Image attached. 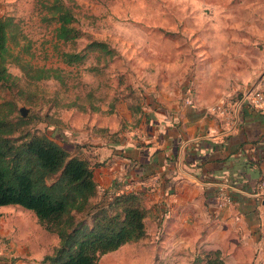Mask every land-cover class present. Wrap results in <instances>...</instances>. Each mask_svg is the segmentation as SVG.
Wrapping results in <instances>:
<instances>
[{
	"label": "crops",
	"instance_id": "crops-1",
	"mask_svg": "<svg viewBox=\"0 0 264 264\" xmlns=\"http://www.w3.org/2000/svg\"><path fill=\"white\" fill-rule=\"evenodd\" d=\"M213 66V77L201 82L118 80L115 88L107 83L101 97L98 81H76L88 108L80 110L70 100L68 111L80 119L68 117L56 135L72 155L89 161L101 198L122 191L141 195L146 236L140 240L160 246L169 260H189L205 248L221 250L224 264H264V196L257 188L264 172V114L244 105L230 129L207 111L246 89L242 68L215 75ZM86 70L94 75L102 68ZM220 187L231 198L222 208L217 206ZM18 211L23 213L0 208L1 236L11 232L9 218ZM24 237L11 243L14 264H41L52 249L36 263L34 238Z\"/></svg>",
	"mask_w": 264,
	"mask_h": 264
},
{
	"label": "rangeland",
	"instance_id": "rangeland-1",
	"mask_svg": "<svg viewBox=\"0 0 264 264\" xmlns=\"http://www.w3.org/2000/svg\"><path fill=\"white\" fill-rule=\"evenodd\" d=\"M53 1L0 0V16H14L32 39L36 50L33 62L62 71L64 84L56 79L41 80L36 86L24 87L23 94L11 95L18 109L27 108L29 126L35 130L56 133V127L68 117L80 119L68 111L72 99L80 110L88 108L83 99L85 91L76 81L87 85L98 81V97H101L106 86L111 83L115 88L118 80L137 79L146 83L165 77L201 82L213 77L210 72L213 63L216 73L233 66L242 68L246 91L264 69L261 66L264 0H62L71 8L74 26L80 31L77 49H82L89 40H100L116 52L107 62L108 67H102L101 58L98 69L102 70L94 75L86 68L97 63L96 54L89 52L83 64L71 67L60 62L53 52L48 40L52 38L55 22L45 19L48 13L44 7ZM9 70L21 76L15 66ZM238 95L239 92L234 97ZM104 100L97 104H103ZM0 208L23 211L13 213L8 224L9 228L13 227L11 232L0 238L6 239L11 247L16 237L22 240L24 235H32L34 255L39 258L35 259L36 263L57 243L55 235L37 225L30 210L19 205ZM149 241L145 238L109 252L98 264H204V253L208 251L201 248L189 260L171 261L160 246L149 245Z\"/></svg>",
	"mask_w": 264,
	"mask_h": 264
},
{
	"label": "trees",
	"instance_id": "trees-1",
	"mask_svg": "<svg viewBox=\"0 0 264 264\" xmlns=\"http://www.w3.org/2000/svg\"><path fill=\"white\" fill-rule=\"evenodd\" d=\"M44 7L45 19L55 22L48 42L64 65H81L92 52L97 61L89 67L93 71L101 58L104 67L116 55L100 40H89L77 49L80 31L71 8L62 0ZM35 52L21 23L12 15L0 16V206L30 210L40 227L56 236L57 244L41 264H98L103 255L146 236V209L141 195L133 191L101 198L89 161L72 155L56 133L33 129L27 114H20L12 94H23L24 87L41 80L64 84L61 69L33 62ZM10 66L21 76L10 72ZM204 254V264H224L219 249Z\"/></svg>",
	"mask_w": 264,
	"mask_h": 264
},
{
	"label": "built area",
	"instance_id": "built-area-1",
	"mask_svg": "<svg viewBox=\"0 0 264 264\" xmlns=\"http://www.w3.org/2000/svg\"><path fill=\"white\" fill-rule=\"evenodd\" d=\"M244 105L264 114V69L249 90L242 92L235 99H220L209 105L206 110L222 119L230 129H233L239 122V113ZM257 188L258 193L264 196V172L259 179ZM217 195L219 208L231 203V198L224 187H220ZM0 261L2 264H14L13 250L9 242L3 238H0Z\"/></svg>",
	"mask_w": 264,
	"mask_h": 264
},
{
	"label": "water",
	"instance_id": "water-1",
	"mask_svg": "<svg viewBox=\"0 0 264 264\" xmlns=\"http://www.w3.org/2000/svg\"><path fill=\"white\" fill-rule=\"evenodd\" d=\"M19 110H20V114L22 116H26V114H27V108H20Z\"/></svg>",
	"mask_w": 264,
	"mask_h": 264
}]
</instances>
